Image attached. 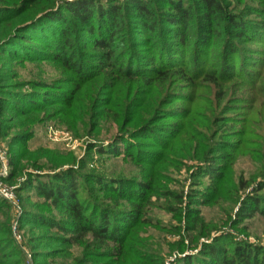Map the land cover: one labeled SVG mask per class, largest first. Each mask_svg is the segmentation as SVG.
<instances>
[{
	"label": "rangeland",
	"instance_id": "1",
	"mask_svg": "<svg viewBox=\"0 0 264 264\" xmlns=\"http://www.w3.org/2000/svg\"><path fill=\"white\" fill-rule=\"evenodd\" d=\"M53 1L60 6L78 0ZM222 1L229 12L243 16L244 28L235 40L228 32L233 30L232 26L226 28L224 23L212 26L210 33L205 32L210 26L192 24L198 16L194 11L184 37L179 32L180 24L165 20L166 16H147L146 24L155 26V31H148L142 28L141 18L126 13L120 18L124 22L112 27L109 40L116 72L112 74L111 69L91 72L97 76L93 74L91 79L77 81V87L70 80V72L51 58L50 48L40 50L38 47L44 46H27L25 50H18L17 55H9L6 53L18 47L17 44L0 46V90L20 93L23 102L29 105L24 109L39 103L47 107L45 115L30 111L24 119L33 120L27 123L8 107L2 112L0 109V126L10 127L7 136L0 134V148L9 164L16 151L27 152L31 161L25 174L33 173V179L38 177L43 182L52 181L53 175H58L59 182L67 178L64 171L72 169L77 180V196L86 209L89 206L87 213L95 215L99 225L100 218L103 221L106 217L109 229L117 237L116 242L90 234L67 239L71 233L30 220V214L38 212L36 221L59 224L63 220L66 221L63 225L69 226L70 215L64 207L48 202L36 207V201L42 197L35 190L30 196L16 191L23 211L19 238L12 231L13 209L5 200V207H0V223H6L10 231L0 237L5 241L1 247L11 254L9 261L16 264L39 261L42 264H209L211 260L204 245L215 243L229 248L233 246L231 240L247 242L264 251V49H261L264 47V0ZM93 3L97 14L99 8L108 9L122 2L93 0ZM152 3L160 9H170L164 1ZM97 18L94 25L98 23ZM103 19L104 23L108 22L107 14ZM57 23L46 20L39 24L38 30L50 36L48 27L58 26ZM253 36L259 42H252ZM70 40L78 45L73 36ZM198 41L203 42L199 48L206 52L207 67L203 74L186 80L183 75L189 74L179 70L182 67L190 71V57L195 55ZM232 41L249 52L247 62L240 66V49L233 62L234 78H226V71L219 81H206V73H223L221 69L233 64V58L226 57L224 50ZM168 58L177 64L146 84L144 76H155L159 62ZM99 61L95 60L94 64L98 65ZM166 64L162 61L163 66ZM128 69L136 70L138 76H123ZM33 82L41 86H34ZM76 89L81 98L96 90L99 102L94 107L96 118H78L70 106L58 102V97L65 96L66 91ZM108 101L111 108H106ZM160 106L164 108L158 114L156 108ZM21 133H26L25 143L11 145L12 135ZM125 150L128 154H124ZM209 153L215 156L208 158ZM220 172L221 180L211 178L210 174ZM26 177L23 175L22 179ZM94 177L101 178L104 188L94 182ZM5 183L17 186L16 182ZM149 183V195L138 201L132 199L130 194L141 197L144 185ZM120 185L125 188L124 197L113 190ZM196 190L210 200H198L200 193ZM258 200L261 212L253 211ZM244 203L248 208H243ZM137 205L139 213L134 216L132 210ZM24 211L30 212L24 214ZM193 214L200 221H191ZM203 233L210 236L204 237ZM35 253L41 254V259L33 258Z\"/></svg>",
	"mask_w": 264,
	"mask_h": 264
},
{
	"label": "trees",
	"instance_id": "2",
	"mask_svg": "<svg viewBox=\"0 0 264 264\" xmlns=\"http://www.w3.org/2000/svg\"><path fill=\"white\" fill-rule=\"evenodd\" d=\"M159 1L168 3L170 9H160L159 6H157L156 4L153 5L152 3ZM120 2H122L120 3L121 5L109 6L108 9L99 8L98 13L96 14L93 10V7L95 6L93 0H78L75 3H62L60 6L55 5L53 0H0V46L10 47L11 45L17 44L18 47L12 49V51H9L10 53H6L9 55H17L18 50H25L27 46H30L31 48L44 46L38 47L40 50L50 48L51 50L49 54L51 58L61 63L62 66L70 72V80H73V83L77 87V81H82L85 78L91 79L92 77H94L93 74L95 73L91 72H97L100 69H111V72L114 71L112 74L116 72L115 63L114 65L112 63V45L110 44L109 40L113 35L112 27H114V24H116L117 22H124V19L120 18L124 17V14L126 13L141 18L142 28H146V30L148 31H155V26H153V24L151 26L146 24L147 16H166L165 20L173 24H180L181 29H179V32H181V35L183 37L187 34L189 24L188 21L190 20L192 11L197 12L196 15H198L196 16L192 24L199 23L200 25L202 23L205 26H210V29L212 26L213 28L214 26L219 27L222 23H224L226 28H230V26H232L233 30L228 31L232 36V40H235V38L241 36L242 29L244 28V22L242 21L243 16H241V14H238L237 12H229L226 4L222 0H193V2L192 0H120ZM123 9L124 11H121ZM200 9L203 10L202 13H199ZM166 12H169V15H165ZM106 14L108 22L104 23L103 18ZM96 18L98 20L96 22L98 23L94 25L93 22ZM46 20L51 23L54 21L58 22V26H53L51 27V29L50 27H48L49 33H51L50 36L46 35V33H44L43 31L40 32L38 30V28L41 26H39V24H42V22H45ZM72 20H74L75 23H72L74 22ZM105 24L107 26L102 29ZM210 29H205V32L210 33L212 31V29ZM72 36L76 43H78V45L72 44V41L70 40ZM202 41H198L196 43L195 49L193 51L195 55L190 57L192 58V60L189 61V63L192 64L190 71L188 69L187 72L185 68L180 67L179 72L185 70L186 74H189L183 75L186 80L191 79L192 76L196 77L205 72L208 58L206 57L207 55L205 50L202 51V49L199 48L200 43L203 44ZM256 41L259 42V40H257V37L253 36L252 42ZM89 48H91V50ZM240 49V66L242 67L241 64L246 61V56H248L247 54L249 52L243 51L245 50L244 47H239L237 43H234V41L230 42L229 47L224 46V50L227 51L226 57L233 58L232 63H235L236 54L240 52ZM261 49H264V47H262ZM5 50L6 49H4V51ZM193 58H196L194 63ZM95 60H100V63L98 65L94 64ZM162 61L166 62L167 64L163 66ZM171 62L175 61L171 60L170 58L161 60L159 62L160 64L156 70L157 74L155 76H144L143 79L145 82H147L146 84H150L153 79H156L171 71L172 67L177 64H172ZM257 63L259 64V62ZM233 64L228 65V69H221V72L223 71V73H206L204 79L208 82L219 81V78H222L221 74H225L224 72L226 71H228V73H226L228 74L226 78H234L235 64ZM162 68H165L164 71H161ZM128 70L129 71L127 72L124 71V73H126L127 75L125 74L123 76H138L136 75V70ZM96 76L97 75L95 74V77ZM32 84L34 86H41V83L39 82H33ZM40 89L42 93L45 92L43 91L44 89ZM77 90L78 89H76L75 91L68 90L66 91L65 96L63 95V97L59 95L60 97H58V102L62 105L70 106L71 112H73L78 118H82L83 120H85V118H87L88 120L96 118L97 114L94 111V107L98 106L99 103L97 95L94 93L96 90L87 95L84 94L83 98L79 97V92ZM76 92H78V94ZM0 97L1 112L8 107L10 111L16 112L13 114L20 115L22 121H25V123H27L28 121L31 122V120H33L32 118L24 119L27 117V114H31L30 111L36 114L40 112H46L45 110L47 107L40 106L44 105V103H39L34 107L30 105L29 109H24L29 105L23 102L22 98L20 97V93H14V91L7 92L0 90ZM46 98L50 99V97L47 96ZM50 100H52V98ZM105 101L107 100H104V102ZM48 103L51 102L49 101ZM109 103L110 101L106 103V108H108ZM51 107L52 105L50 107L48 106V108ZM109 108L111 107L109 106ZM163 108L164 107L162 106H160L158 109L156 108L158 114H161L160 112H162ZM45 114L46 113H43V115ZM51 114L52 113L50 112L49 115L52 116ZM0 129V134L7 136L10 127L9 125L3 124L0 126ZM25 135L26 133L12 135L13 137L10 144L14 145L16 144V142H18L17 144L22 146L25 143ZM124 154H128V152H126L125 150ZM204 156L206 157V154ZM214 156L215 155L213 153H209L207 157L211 158ZM30 161L31 159L29 158V154L27 152L16 151V153L10 158L11 171L5 181L8 183L16 182L17 186L15 190L28 196H30V192L35 190L36 194L42 197V200L36 201V207L46 205V202H48L51 205H60L61 207H64L67 214L70 215V219L67 221V224H70L69 226L63 225L66 224V221L63 220H60L59 224L50 222L48 223V221H36L35 217H37V215H35V213L40 214L38 212L30 214L32 215V219H30L32 222L57 228L62 233H71L72 235L67 238L70 240L73 239L74 236H78L80 234H82L81 236H87L88 234H90L94 237H101L100 239L107 238L111 239V241L116 242V233L112 229H109L110 223L107 218L104 217L103 221L102 218H100L101 224L99 225V223L97 224L95 221V215L94 217H92L90 213H87V211L89 210V206L86 209V205L77 196V180L72 169L64 171V174L67 172V175H64L67 176V178L63 177L59 182L56 181L57 179L59 180L58 175H53V177H51L53 178L52 181L43 182L38 177H35L33 179V173L29 172L30 174H25V170L27 166L30 165ZM23 175L28 177H26V179H22ZM221 175L222 172L217 175L210 174L213 180H221ZM94 178V182L96 181L97 183H100L102 185L101 178ZM144 187L145 188L143 191V195L139 197L133 195L132 193L130 194L132 199L138 201L142 200L144 196H147V194L149 195L148 192L149 189H151V184L149 183L148 185H144ZM238 187H236V190H238ZM101 188H104V186L102 185ZM114 188L115 189L113 190L122 194L123 197L125 196V194L122 192L125 188L122 185ZM220 189L221 187L218 189V192ZM195 192L200 193L198 195V200H210L207 199L208 197H205V195H202L201 191L196 190ZM231 198L233 199L234 197L231 196ZM21 199L22 198L20 197V200ZM0 203V207H5L6 202L4 200H2ZM242 206L243 208H248L246 207L245 203ZM253 206V211H262L260 207V200L255 201ZM137 207L138 205L136 206V209L132 210V214L134 216H138L139 212L136 211ZM241 210L243 211V209ZM27 212L30 211H24V214H27ZM8 219L9 217L6 215L5 220L8 221ZM191 221L197 222L200 220L193 214ZM22 222L23 221L20 216L18 227L22 225ZM6 226V223H0V237L2 235H5L6 232H10L7 231ZM202 236L208 237L210 235L209 233H203ZM4 242L5 241H3V239L1 238L0 264H16V261L8 260L11 254L9 252H5L4 247H1ZM231 242L233 243V246L229 248L219 247L215 243L205 244L204 247L207 250L208 259L211 260L209 261V264H264V251L260 250L258 246L251 245L247 242L242 241L234 242L231 240ZM41 256L42 255L38 253L32 255V257L35 259H41ZM190 261L191 259L188 261V263H191ZM35 264H42V262L39 261Z\"/></svg>",
	"mask_w": 264,
	"mask_h": 264
},
{
	"label": "built area",
	"instance_id": "3",
	"mask_svg": "<svg viewBox=\"0 0 264 264\" xmlns=\"http://www.w3.org/2000/svg\"><path fill=\"white\" fill-rule=\"evenodd\" d=\"M10 171L11 165L5 156V152L0 148V197L13 209L14 219L12 223V231L15 237L19 238L18 225L22 208L19 199L16 196V186H9L5 183V179L9 176Z\"/></svg>",
	"mask_w": 264,
	"mask_h": 264
}]
</instances>
